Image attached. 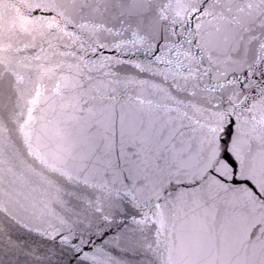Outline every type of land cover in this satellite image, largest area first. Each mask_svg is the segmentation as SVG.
<instances>
[{"label": "snow or ice", "instance_id": "1", "mask_svg": "<svg viewBox=\"0 0 264 264\" xmlns=\"http://www.w3.org/2000/svg\"><path fill=\"white\" fill-rule=\"evenodd\" d=\"M0 264H264V0H0Z\"/></svg>", "mask_w": 264, "mask_h": 264}]
</instances>
